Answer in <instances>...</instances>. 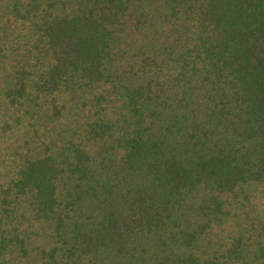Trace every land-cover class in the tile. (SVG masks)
Returning a JSON list of instances; mask_svg holds the SVG:
<instances>
[{"label":"trees","instance_id":"1","mask_svg":"<svg viewBox=\"0 0 264 264\" xmlns=\"http://www.w3.org/2000/svg\"><path fill=\"white\" fill-rule=\"evenodd\" d=\"M0 264H264V0H0Z\"/></svg>","mask_w":264,"mask_h":264}]
</instances>
